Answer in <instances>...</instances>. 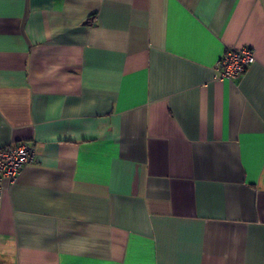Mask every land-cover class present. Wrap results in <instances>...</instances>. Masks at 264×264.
Instances as JSON below:
<instances>
[{"label": "crops", "instance_id": "1", "mask_svg": "<svg viewBox=\"0 0 264 264\" xmlns=\"http://www.w3.org/2000/svg\"><path fill=\"white\" fill-rule=\"evenodd\" d=\"M19 142L0 264H264V0H0Z\"/></svg>", "mask_w": 264, "mask_h": 264}, {"label": "built area", "instance_id": "2", "mask_svg": "<svg viewBox=\"0 0 264 264\" xmlns=\"http://www.w3.org/2000/svg\"><path fill=\"white\" fill-rule=\"evenodd\" d=\"M255 62L252 50L248 47L228 49L218 60L215 77L220 80H237L246 69ZM34 157L30 143L19 142L0 148V182L6 181L3 187H11L21 170ZM2 187V186H1Z\"/></svg>", "mask_w": 264, "mask_h": 264}]
</instances>
